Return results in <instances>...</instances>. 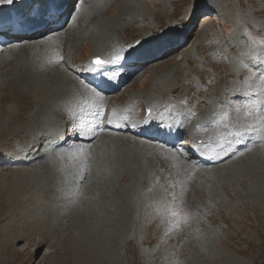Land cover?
Listing matches in <instances>:
<instances>
[{
  "label": "bare ground",
  "instance_id": "bare-ground-1",
  "mask_svg": "<svg viewBox=\"0 0 264 264\" xmlns=\"http://www.w3.org/2000/svg\"><path fill=\"white\" fill-rule=\"evenodd\" d=\"M145 1L82 0L79 10L71 15L73 16L72 21L67 20V23L51 30V34L49 31L45 33V29L57 17L58 23H61L68 9L64 7L72 0H33L20 8L16 7L13 2L0 4V106L4 104L3 100L6 97L4 89L7 85H13L22 93L30 94L32 101L44 103L42 110L48 116L44 115L38 128L34 130L26 128L25 132L29 135L31 144L48 143L54 147L47 151L32 152L31 144L23 148L25 143L15 141L18 148L11 147L16 151L10 153L8 157V153L2 155L0 142V159L2 161L0 172L4 174L3 170H6V172L13 173L12 179H7L9 180L8 185L6 182L2 183L3 185L0 184V191L3 189L8 191L9 186L12 185L17 190V194L14 196L10 194V200L18 198V207H25L35 203L37 195L30 200L29 195L22 197L19 190L33 187V190H38L37 194H39L48 177L53 182L52 187L59 190L58 200L45 203L44 209L33 208L30 213L23 214L19 220L9 219L6 222L0 234V247L5 250L7 256L10 255L9 258L4 259L5 264H27L28 258L39 251L42 244L36 238L33 239V251H30V242L19 244L16 247V244L24 239L23 237H28V235H23L21 230H24L26 224L32 222L38 224L42 237L48 235L52 239V243L48 244V249L37 261H43V264L52 258L60 262L58 258L61 255L66 256L67 251H75L76 254L82 255L90 254L91 256H86L87 259H95L103 254L107 240L120 235L118 233L122 232L123 225L118 226L117 230L114 228L117 226L118 220L126 222L127 219L133 217L132 209L127 207V202L131 203L133 198L126 195V189L130 186L131 181L126 186L123 185L120 195L113 194V191L118 187V179L123 178L121 171L125 164H120L119 172L114 168L118 153L110 148L112 143L109 139L112 138L117 137L127 143L122 146L125 152H129L128 162L130 164L141 166L140 171H143L148 178L151 174L154 175L149 179V186L153 182L155 191L160 196L163 194L161 189L166 190L168 198L171 196V192L180 190L179 186L176 188L170 186L172 175L178 174V185L187 187L186 203L191 207L202 209L201 212L194 213L191 222L193 225L194 221L198 225L200 223L209 225L207 221L212 220L209 218V214H211L209 203L228 205L230 200L234 206V198H237L238 201L240 197L248 198L256 195L258 189H264V145L255 152L248 150L245 159L234 157L240 147L253 144V141L256 140V133L249 134L245 143L236 145L235 154L229 153L226 156L221 154V156H225L227 163H222L211 171H201L200 165L196 163L198 159L189 161L179 157L173 150L163 151L158 147L166 148V146L160 144L158 139L152 140L144 137L142 143L140 139L131 135L128 129L125 132H119L121 136L112 137L106 135V132L96 126V123L100 121L101 124L102 121L105 127H109L112 123L111 115L122 114L128 120L140 117L146 123L145 129H148V135L154 131L165 133L176 130L177 133H183L190 143L181 144L185 145L186 151L189 152L194 146L204 149L199 142L207 141L209 136L218 131L209 122L214 112L229 111L231 113L230 122L237 125L252 123L259 118L256 109L249 108V115L244 121L243 110L237 114L227 106L229 102L232 105L242 106L245 103L251 104L258 100L264 101V61L253 59L257 54H264V49L254 46L248 48L246 47L247 42L244 40L245 45H243V39L239 37L234 36L231 40H226L225 37L215 33L203 39L205 44L210 46L206 51L203 49L202 39L193 38L195 34L204 31L208 25L217 23L222 17L227 16L228 13H225L227 1L223 3L221 0H199L206 8L205 10L209 11L208 17L202 20L200 31L190 34L187 27L177 26L173 23L171 27L174 30V35H172L173 32H170L171 29H167L164 34L165 38L160 36L161 33L158 35L156 32L161 19L160 15L167 12L165 10L159 14L161 8L159 1L161 0H151V16L144 13L127 15L121 11V5L134 8L145 7ZM170 4L174 7L172 11L168 12V16H172L176 11L174 1L171 0ZM113 6L120 8L115 25V33L118 37L109 35L105 28L110 24L99 17V11H101L103 16L112 18L113 14L108 15L107 11H110ZM61 9H64L65 12L57 17L53 16ZM210 11L212 12L210 13ZM251 16H254L253 11H251ZM138 17H141L140 20L146 25H152L150 30H147L148 33L155 28L151 35V38L154 39L147 40L155 44L146 50L160 51L156 55H152H159V57L149 61L145 65L147 67L141 69L137 66L151 57L144 61L121 62L122 67L106 66L108 75H111L113 71L119 73L118 77L112 81L79 71L86 68L94 56L99 55L101 58H105L110 54H115L118 49L127 48L128 44L134 43L135 41L128 40L126 37L130 35L129 31L135 27ZM150 17L153 19L151 20ZM16 18H22L21 23H16ZM234 19H236V23L241 20L238 16ZM252 20L254 22L261 21L257 17H253ZM12 24H16L18 27L16 31L36 30L25 35L26 37L21 41L15 39L6 43L3 33ZM139 29L135 27V30ZM145 35L142 32L139 38ZM10 36L17 38L18 34L12 33ZM251 37L254 39L253 36ZM179 39L188 41L172 50L177 46L174 43L179 42ZM80 45L82 46L81 53L87 49L89 55L83 62L77 63L78 58L82 55L77 49ZM145 46L144 43H140L133 51L129 52L127 57L133 56L137 49L140 51ZM190 56L195 59H191ZM231 60L232 63L228 65L231 79L218 94L214 92L216 82H213L212 86L209 83L212 78L217 81L225 74L223 71H218L217 65L222 66ZM218 61L222 63H218ZM234 61L237 64H234ZM193 64L198 67L194 68ZM248 70L251 75L245 78L243 74ZM146 73L152 76L149 87L145 91L146 97L140 94L138 99L127 100L124 106H119L123 101L124 92L133 91L136 80ZM248 78L249 84L247 85V82L243 83L242 79L247 80ZM188 83L189 89H193V96L189 102L186 99L189 90L183 89L187 87ZM177 87H181V90L172 96L171 94H174V89ZM93 88H95V92ZM248 89L253 91L248 92ZM96 92L99 93V96L96 95ZM245 92L248 94L244 95ZM220 95L221 97H219ZM181 100H185L187 103L180 105ZM93 102L95 107L88 109L87 103ZM137 102L142 105V114L131 115L130 113L134 110ZM9 108L6 115H0V136L14 135V132L22 128L18 126L13 129V124L19 117L15 110L21 111V105L17 103L15 110ZM82 108L85 111H81ZM147 109L151 112H148ZM161 121L165 125L164 127L157 126V122ZM73 127L92 128L96 132L95 140L88 144L87 153L89 155L86 165L88 171L82 180H78V169L84 163L82 156L70 150L62 151L63 146L55 147L61 137H64L67 145L81 143V139L74 136ZM88 135L91 136V132ZM205 146L209 148L207 144ZM188 157L191 159L193 154L189 152ZM159 158L163 159L161 163ZM248 160H253V164L242 163ZM160 164L167 167L169 171L164 170ZM137 166L135 165V167ZM115 171L116 174H114ZM128 172L131 173V170ZM157 178H159V182H157ZM241 187L242 193L239 191ZM123 190H126L125 193ZM230 193L234 194V196L231 195L232 198ZM216 194H219L221 199L215 198ZM120 202L125 206L123 210L125 218L119 214ZM13 212L17 214L18 211L14 209ZM210 223L212 224V222ZM14 226L21 230L14 233L12 231ZM124 227L129 229L128 226ZM184 230L182 240L188 247L197 245L202 249L206 245L213 246L222 239L217 235L218 232L215 236H211L210 230L205 232L207 237L204 238L205 236L202 235L204 233L200 234L194 226L186 227ZM67 231L69 232L64 234Z\"/></svg>",
  "mask_w": 264,
  "mask_h": 264
},
{
  "label": "rangeland",
  "instance_id": "rangeland-1",
  "mask_svg": "<svg viewBox=\"0 0 264 264\" xmlns=\"http://www.w3.org/2000/svg\"><path fill=\"white\" fill-rule=\"evenodd\" d=\"M32 1L33 0H12V2L15 3L16 7L18 8ZM170 1L171 0L159 1L161 3L159 14L165 10L167 11L165 14L163 13L164 15H160V23L158 24L156 29L157 34L159 35L161 33L160 36L163 38H165L164 34L167 29H171L170 32H173L172 35H174V30L171 27L173 23L177 26H180L181 24V26L187 27V29H189V33L191 34L192 32L195 33V31H197L196 27H198V24H200L202 20H205V18L208 17L209 11H206V8H201L202 4L199 2V0H173L175 1L176 11L172 16H168V12L172 11L174 7V5L170 4ZM226 1L228 5L227 7L225 5V13L228 14L227 16H225V22L223 18V24H218V31L223 37L225 36L226 38L230 36L234 38V36H236L240 38L239 34L241 33V27L242 25L246 24L247 32L244 34L245 37H247L248 33H255L259 29V27H261V30L264 31V0H236L241 4L235 2V0H221V2L223 3H226ZM151 3V0H146L144 3L146 8L144 6L134 8L131 6L124 7L123 5H121V11L127 15L144 13L148 16H151ZM154 7L156 8L157 6ZM110 9V11H107V14H113L112 18L103 16V13H101V11H99V17L100 19L106 20L110 24L107 28H105V30L112 37V35H116L115 25L120 8L117 6H113ZM251 11L254 12L253 17H257L261 21L254 22L252 20L253 17H250ZM211 12L212 11H210V13ZM188 14L189 17L187 16ZM236 16L241 18L238 23H236V19H234V17ZM193 17H195V19H193ZM198 17L201 18L198 19ZM140 19L142 18L138 17L135 23V27L140 29L135 30V27H132L133 30L129 31L130 35H128L126 38L133 41H137L139 39V41H141V43H144V45H154V42H150L147 40L154 39L151 38V35L154 33L155 28L152 29L150 33H148L147 30H150L152 25H146ZM150 19L152 20L153 18L150 17ZM230 22L232 23V25L230 24ZM256 24H258V26H256ZM47 28L45 29V32H47ZM215 28H217L216 22L208 25L204 29V31L197 33L198 35L196 34L197 36H195L198 39H201L202 36L209 37L212 34L216 33L211 30ZM234 28L236 32H239V34L234 31ZM261 30H259L261 33V38H264V32H262ZM142 32L146 35L142 38H139V35ZM208 33H210L209 36H207ZM251 36L253 35H250L249 39H253ZM25 37H23V39ZM253 37L254 39H257L256 36ZM232 38H226V40H231ZM245 41H242L243 45H245ZM246 47H251L248 42ZM204 48H207V45L204 44ZM77 49L80 53L82 52L81 45ZM84 50V53H81V57L78 58L77 63L83 62L85 59H87L89 52H87V49ZM133 50L134 49L130 51ZM191 58L193 59V57ZM218 63L222 62L218 61ZM230 63H232V60L228 63L225 62V64L222 65L223 70H220L225 74L223 73L224 76H222L219 80L217 79L214 86V92L218 94L221 93L222 89L231 79L228 70V65ZM234 64L237 63L234 61ZM193 66L195 65L193 64ZM217 67L220 68L219 65H217ZM246 74L247 76L251 75V73H249V70L246 71L243 75L245 76ZM151 78V74L146 73L138 80H136L135 89L133 91L124 92L123 101L124 99H128L129 95L131 97V100L138 99V95L140 94L146 97L145 91L149 87ZM242 81L243 83L247 82V85L249 84V78L247 80L242 79ZM213 82L214 78L211 79L209 85L212 86ZM178 90L179 89H176V92H178ZM4 93L6 97L3 100L4 104L0 106V115H6V113L10 110L9 107L15 110L17 107V103H19L22 107L21 111L15 110L17 112V117H19L13 124V129L18 126H21L22 128L14 132V135L0 136L1 148L3 152L2 155L8 153L7 156L9 157L10 153L16 151L11 147H14L16 149L18 148V145L15 143V141H18L19 143H25L23 145V148L31 144L30 137L25 132V129L30 128L34 130L38 128V124L40 123L44 115H48L42 110V106L44 105V103H37L35 101H32L30 94L22 93L15 86L7 85L4 89ZM188 93L190 97L193 96L192 89H190ZM219 97H221V95ZM140 106L142 109V105H140V102H137L134 106V111L138 115H141L142 113L139 114L135 110V108ZM245 118L246 116L243 117L244 121L247 120ZM109 141L112 143V146L110 147L111 150H115L118 153L114 162V168L118 169L119 172L120 164H125L123 170L121 171V174H123V178L118 179V187L113 191V194L120 195L122 193V188L131 181L130 186H128V189H126L127 191L123 190V192L125 193L126 191V195L130 198H133L131 203L127 202V207H129V209H132L133 217L129 220L127 219L126 222L122 221L121 219L118 220L117 226L114 228V230H117L119 228L118 226L123 225L122 232L119 231L118 234L120 235L114 237V239L110 238L109 240H107L108 242L106 243L103 254L97 256L95 259H87L86 256L90 254L82 255L76 254L75 251H67L66 256L61 255L58 258L60 259V262L52 258V260L45 261L44 264H264L263 188L258 189V193L256 195L250 196L248 198L240 197L238 201L237 198H234V206H232L230 200L228 201V205L225 203H218L216 205L209 203L208 205L211 207L209 209L211 213L209 214V218H212V220L207 221L209 225L206 226L202 223L198 225V223L194 221L195 224L193 225L192 223L190 224V226L196 227L197 231L200 234L204 233L202 234L203 236H205L204 238L207 237V233L205 232L207 230H210L212 232L211 236H215L218 232L217 235L221 236L222 239L216 242L213 246L206 245L205 248L203 247L202 249L198 248L199 246L197 245L188 247L182 240V238H184L182 237V233L183 230L186 229V227H182L181 231L179 232H174L167 236L164 235L165 225L161 223V217L157 215L155 211L156 205L153 203V201L157 200L160 197V194L155 191V185L153 182L151 183V186H149V179H151L154 175L151 174L150 178H148L145 176L143 171H140L141 166H137V164L133 165L128 162L129 152H125L122 146L127 143L121 141L120 138L117 137L109 139ZM31 145L32 152L36 150L47 151L49 149H54V147L48 143H33ZM162 160V158H159L160 163ZM242 163L252 165L253 160L243 161ZM1 164L2 161L0 159V167ZM135 165L137 167H135ZM160 166L163 167L164 170L169 171V169L163 164H160ZM129 170H131V173L128 172ZM3 173L4 174L0 172V184L3 185L2 183L6 182L8 185L9 180L7 179H12L13 173L9 171L6 172V170H3ZM116 173L117 172L115 171L114 174ZM171 179L172 182H177L179 180L178 174L176 173L175 175H172ZM185 182L188 183V181ZM52 185L53 182H51V178L48 177L43 189L40 190L39 194H37L38 190H33V187L28 188L29 190H19V193L20 195H22V197L29 195L31 197L30 200L33 196L35 197L37 195V201L33 204L26 205V208L18 207V198L10 200V194L12 196L17 194V190L12 185L9 186L8 191L6 189L0 191V234L1 229H4V225L9 219L17 221V219L19 220L23 214L25 215L30 213L33 208L37 207L36 209L42 210L44 209L45 203L58 200L59 190L58 188H53ZM150 188L152 189L151 191H149ZM239 191H241L240 193H242V187L239 188ZM231 195L234 196V194L230 193V197ZM170 198L171 196L169 197V199ZM215 198L221 199L219 194H216ZM124 207L125 206H123V204L120 202L119 214H121L123 218H125V215L123 214ZM187 208L192 213H198L202 211L200 207H191L189 206V204H187ZM14 209L18 211L17 214L13 212ZM210 222H212L213 225ZM85 225L88 226L89 224ZM124 226H128L129 229H126V227ZM38 228V224L36 222H32L31 224H26L24 226V230H21L16 226H14L12 229L14 233H17L21 230L23 235H28L27 238L23 237L24 239L18 242L16 244V247H18L17 245L19 244L22 245L30 242V251H33V239L36 238L38 241H41L42 246L40 247L39 251L35 255H31L28 258L27 264H43V261H37L39 257L48 249V244L52 243V239L48 235L47 237L41 236ZM68 232L69 231L65 232L64 234ZM14 233H11V235H14ZM100 234H102V232H100ZM105 235L108 236L106 233ZM27 239L29 240L26 241ZM60 244L62 243L60 242ZM9 256L10 255L7 256L5 250L0 247V264H5L6 261L4 259L9 258Z\"/></svg>",
  "mask_w": 264,
  "mask_h": 264
},
{
  "label": "snow or ice",
  "instance_id": "snow-or-ice-1",
  "mask_svg": "<svg viewBox=\"0 0 264 264\" xmlns=\"http://www.w3.org/2000/svg\"><path fill=\"white\" fill-rule=\"evenodd\" d=\"M3 2L11 3L12 0H0V3ZM81 2L82 0H73L72 13H70V15H73L76 11L79 10V5ZM67 22L68 21L66 20L65 23ZM49 34H51V30L49 31ZM140 43L141 41L137 40L132 44H128L127 48L118 49L115 54H110L105 58H101V56L99 55L94 56L90 60L88 66L79 71L105 78L108 81L115 80L118 77L119 73L113 71L111 75H108V68H106V66L122 67L121 62L127 58L130 50L135 49V47ZM250 43L254 47L264 49V38H261L259 40L250 39ZM253 59L264 61V54H257L253 57ZM93 91H96L95 88H93ZM251 91L253 90L248 89V92ZM248 92H245L244 95H247ZM96 95L99 96V93L96 92ZM100 98L102 99L103 97ZM186 103L187 102L185 100L180 101V105H184ZM93 107H95L94 102L87 103L88 109H91ZM227 107L234 110V112L237 114L241 110H243L245 116L249 115V108H255L259 118L252 123H242L237 125L230 122L231 113L229 111L221 110L219 113L214 112L209 122L214 125L218 129V131L214 135L209 136L207 141H200L199 143L201 147H204L207 144L209 146L208 150L217 157H219L221 154L225 156L229 153L235 154V146L245 143V139L249 136V134L257 133L259 131V134H261V138L264 139V101L258 100L252 102L251 104L245 103L242 106L232 105L229 102V105ZM81 111H85V109L82 108ZM192 115H195V113H192ZM109 123H111V121H109ZM157 126L164 127L165 125L161 121L157 122ZM117 127H119V125H117ZM198 127L200 126L198 125ZM72 132L74 136L81 139L80 144L67 145L65 144L64 137H61L55 147L60 148L61 146H63L62 151L70 150L71 152L80 154L82 156L84 163L78 169V180H82L83 176L88 171V167L86 165L88 160L87 148L89 147V145L87 141L94 139L96 136V132L92 128L80 129L77 127H73ZM89 132H91V136L88 135ZM179 151L187 158V154L184 153L182 148L179 149ZM157 182H159V178H157ZM170 186L173 188L179 186L180 190L177 192H173L171 194V198L169 199L166 190L162 189L163 194L157 200L153 201V203L156 205L155 211L157 215L161 217V223L165 225V236L170 235L174 232L181 231L182 227L190 226L195 215L187 208L185 199L187 187L178 185V182H172ZM151 190L152 189L150 188L149 191Z\"/></svg>",
  "mask_w": 264,
  "mask_h": 264
}]
</instances>
